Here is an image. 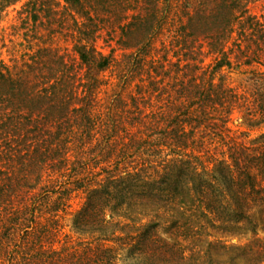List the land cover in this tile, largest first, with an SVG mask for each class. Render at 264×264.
I'll list each match as a JSON object with an SVG mask.
<instances>
[{
    "label": "trees",
    "instance_id": "1",
    "mask_svg": "<svg viewBox=\"0 0 264 264\" xmlns=\"http://www.w3.org/2000/svg\"><path fill=\"white\" fill-rule=\"evenodd\" d=\"M16 1L0 0V11ZM51 1L26 0L24 18L52 14ZM247 1L139 0L128 13L131 0H62L72 58L42 45L20 68L0 66V264H120L116 240L154 263L202 264L213 253L225 259L207 264H264L255 228L264 219V131L252 144L233 141L220 159L203 158L198 134L227 136L238 107L264 122V13L247 14ZM103 32L120 58L96 46ZM231 65L250 67L248 93L215 80ZM106 71L123 84L94 111ZM81 187L86 201L72 225L88 240L61 244L57 212ZM124 210L149 220L114 227L115 216L132 219ZM177 215L235 219L253 235L202 242L189 229L200 245L186 254L150 220Z\"/></svg>",
    "mask_w": 264,
    "mask_h": 264
},
{
    "label": "rangeland",
    "instance_id": "2",
    "mask_svg": "<svg viewBox=\"0 0 264 264\" xmlns=\"http://www.w3.org/2000/svg\"><path fill=\"white\" fill-rule=\"evenodd\" d=\"M25 1L26 0H17L13 4L5 6L3 10L0 11V66L8 67L9 69L20 68L25 63L29 62L32 56H37V48L42 45L55 48L58 53L64 55L65 60H70L73 56V38L71 37L70 28L66 27V20L70 19V15L68 11L62 10V0H52L50 2L52 9H54L52 10V14H50L49 11V15L45 16L43 11H41L35 23L24 18L25 13H22V4ZM137 1L139 0H131L133 5L131 7L133 8H131L128 13L136 10L135 5H137ZM55 2H57V4ZM245 9L247 14L260 16L264 13V0H248ZM110 38V35H106L105 32L101 33L96 40V46L104 53H108L110 48L113 47L115 48L113 55L120 58L121 50L116 49V38L114 40ZM155 45L159 46L158 41L155 42ZM160 53L161 51H158L156 56ZM199 58H202L205 66L211 65L214 61V56L211 54L201 53ZM249 69L250 67L234 65H231V67H223L219 74H216L215 80L221 77L223 82L229 87H232L237 93L245 94L250 91L251 87L249 81L246 80L249 75ZM109 74V71L105 72V76L108 78V85L106 84L105 87L102 86V90L98 93L99 97H102V102L100 99L94 111L104 110L105 103L108 100L106 94L112 91H119L121 84H123V81L121 82L117 77L111 78L113 74ZM127 82L129 84V81ZM247 123H250L251 126H248ZM226 126L227 136H220L209 131H205L206 133H198L199 135L204 134V136L200 138L203 142V148H200V150L204 153V150L208 149V152H206V155L203 157L204 159L207 157V159L226 158L228 155V145L230 143L237 141L238 143L252 144L255 141L254 138L257 137L260 132L264 131V122H260L259 117L250 120L242 107L232 110ZM195 137L199 138L198 135ZM195 146H197V144ZM95 176L96 175H91L90 180L93 181ZM87 182H89V180ZM87 191L85 187L73 189L65 197L66 203L63 208L57 212L56 216L59 225V243L70 242L77 246L79 243L83 245V243L88 240V235L86 233L77 232L72 225L74 215L86 201ZM110 205H114V202H111ZM118 209L116 213H122ZM123 212H126L123 214H127L132 219H123L122 217L115 216L113 219V222H115L114 227H118L116 223H119L118 225L120 226L123 225V223H128L133 226L149 220L141 219L142 216L128 210H124ZM150 220L158 222L154 231L157 237L167 240L170 243H178V246L184 247V253L186 254L189 252L188 248L192 249V247L196 248L197 245H200V242L195 239V236L192 235L193 232L189 229H195L196 233L194 232V234L198 235L202 242L219 239L226 243H244L253 235L247 224L245 225L243 222H238L235 219H183L177 215L175 218L167 217V219ZM263 220L264 219H255L256 232L257 235L261 237L264 236V230L262 229V227L264 228V222H261ZM131 229L134 230L133 228ZM120 241L121 240H116L115 243L109 242L115 248L116 256L120 264H162L157 262L154 263L150 257H146V255L142 256L137 250L131 249V252L127 253V251L130 250L127 242L121 245ZM56 245L58 244L56 243ZM206 258L208 259L207 262L202 264H207L210 261H223L225 256L210 253L209 257ZM194 262V259H189L179 264H194ZM238 262L241 261L238 260Z\"/></svg>",
    "mask_w": 264,
    "mask_h": 264
}]
</instances>
